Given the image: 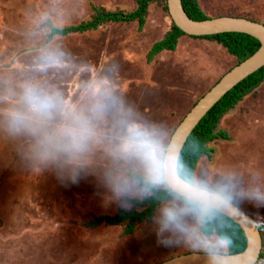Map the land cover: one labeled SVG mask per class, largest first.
<instances>
[{"label": "rangeland", "instance_id": "rangeland-1", "mask_svg": "<svg viewBox=\"0 0 264 264\" xmlns=\"http://www.w3.org/2000/svg\"><path fill=\"white\" fill-rule=\"evenodd\" d=\"M136 1L0 0V264H159L189 252H226L216 235L200 233L198 217L178 199L160 205L130 235L124 225L86 226L148 193L130 176L149 182L145 166L120 152L127 124L154 131L163 159L186 113L236 64L221 45L188 35L148 63L150 47L172 25L166 0L149 5L141 31L137 22L106 23L48 38L51 26L86 22L95 8L130 12ZM198 3L208 18L264 23V0ZM28 89L58 95L63 111L39 113ZM77 117L91 130L79 147ZM218 129L227 139L208 144L212 153L198 160L193 182L251 216L262 229L264 253V83ZM168 208L183 210L186 234L161 229Z\"/></svg>", "mask_w": 264, "mask_h": 264}, {"label": "trees", "instance_id": "trees-1", "mask_svg": "<svg viewBox=\"0 0 264 264\" xmlns=\"http://www.w3.org/2000/svg\"><path fill=\"white\" fill-rule=\"evenodd\" d=\"M153 2L154 0H137L135 8L130 12L105 11L95 8L94 15L86 22L64 28L51 26L48 38L94 31L106 23L137 22V30L141 31L145 25L148 7ZM181 4L189 18L193 20L208 18L201 10L198 0H181ZM184 35L186 34L172 22L170 29L164 36L150 47L146 61L151 63L163 51H174L179 38ZM191 37L214 41L218 45H221L230 55L235 57V65L251 56L260 46L256 38L244 33L228 32ZM262 83H264V66L228 91L199 121L184 143L178 158L177 172L182 179L194 184L193 174L198 160L203 155L209 157L212 153L211 149L208 148V144L216 139H227V134L218 129L223 116L233 109L245 96L255 91ZM130 176L136 180L138 188H143L148 193L140 199H129L128 202L133 207L120 208L113 215L102 214L94 216L86 223L87 227L124 225L123 234L130 235L138 224L151 222L160 205L172 199H178L198 217L199 231L202 235H216L220 240L226 242V252L224 254H235L244 250L246 237L241 228L228 217L208 206L173 193L167 187L164 179L162 185L157 186L146 181L141 175L131 174ZM257 228L261 235L262 229L259 226ZM259 260H264V253H260L257 262Z\"/></svg>", "mask_w": 264, "mask_h": 264}, {"label": "water", "instance_id": "water-1", "mask_svg": "<svg viewBox=\"0 0 264 264\" xmlns=\"http://www.w3.org/2000/svg\"><path fill=\"white\" fill-rule=\"evenodd\" d=\"M173 24L188 36H209L220 33H244L256 38L259 48L244 61L227 71L186 113L170 136L163 155V179L173 193L208 206L235 222L246 237L242 252H189L167 259L159 264H255L262 249V240L256 223L243 210L219 195L189 183L177 172L180 152L188 136L206 113L234 86L264 66V23L242 17L220 16L193 20L185 13L181 0H166ZM196 189L200 195L192 198Z\"/></svg>", "mask_w": 264, "mask_h": 264}, {"label": "clouds", "instance_id": "clouds-1", "mask_svg": "<svg viewBox=\"0 0 264 264\" xmlns=\"http://www.w3.org/2000/svg\"><path fill=\"white\" fill-rule=\"evenodd\" d=\"M26 99L35 110L49 117L57 110L63 111L66 105V102L62 101L58 95L41 96L34 89L27 90ZM76 119L81 124V131L78 137L73 133V137L79 147L82 146L91 130L88 128L85 118L77 117ZM120 152L127 157H135L145 166L150 183L159 184L163 182L165 165L161 159V144L154 131L135 122L128 123L125 135L121 139ZM191 195L193 199H197L200 193L193 189ZM182 215V209H165L160 221L161 229L186 234L187 229L181 221ZM225 243L224 241L221 242L222 245ZM204 250L207 251L208 249L205 248Z\"/></svg>", "mask_w": 264, "mask_h": 264}]
</instances>
